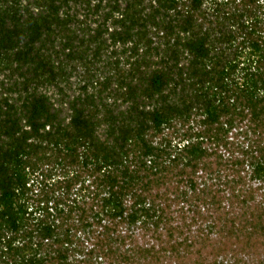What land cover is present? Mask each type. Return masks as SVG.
Segmentation results:
<instances>
[{
	"label": "trees",
	"instance_id": "1",
	"mask_svg": "<svg viewBox=\"0 0 264 264\" xmlns=\"http://www.w3.org/2000/svg\"><path fill=\"white\" fill-rule=\"evenodd\" d=\"M0 264H264V0H0Z\"/></svg>",
	"mask_w": 264,
	"mask_h": 264
}]
</instances>
